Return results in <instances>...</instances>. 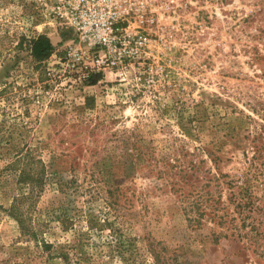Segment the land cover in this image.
Returning a JSON list of instances; mask_svg holds the SVG:
<instances>
[{"label": "rangeland", "instance_id": "rangeland-1", "mask_svg": "<svg viewBox=\"0 0 264 264\" xmlns=\"http://www.w3.org/2000/svg\"><path fill=\"white\" fill-rule=\"evenodd\" d=\"M150 3L142 57L87 74L0 0V264H264V0ZM41 166L20 233L5 209Z\"/></svg>", "mask_w": 264, "mask_h": 264}, {"label": "built area", "instance_id": "built-area-1", "mask_svg": "<svg viewBox=\"0 0 264 264\" xmlns=\"http://www.w3.org/2000/svg\"><path fill=\"white\" fill-rule=\"evenodd\" d=\"M46 24L72 35L64 46V60L83 73L118 71L142 57L158 17L152 0H33ZM97 54L90 56L91 51Z\"/></svg>", "mask_w": 264, "mask_h": 264}, {"label": "trees", "instance_id": "trees-1", "mask_svg": "<svg viewBox=\"0 0 264 264\" xmlns=\"http://www.w3.org/2000/svg\"><path fill=\"white\" fill-rule=\"evenodd\" d=\"M68 37V34H66ZM30 57L32 59V69L38 71L42 66L43 62L48 59L54 52V45L50 39L44 33L37 34L31 37L27 42ZM43 79H48V72L43 68L38 71ZM90 77V76H89ZM3 89L0 91V93ZM40 162V160H39ZM41 163V162H40ZM43 174V167L37 173L26 171L23 168L19 169V175L17 181L19 183L27 184L30 189L26 193H22L16 196L13 202L5 209L8 216H10L17 224L19 232L25 234L33 233V228L28 223L27 213L24 212L23 202L26 201L29 196L33 193L34 188H38L41 184V175ZM38 192V191H37Z\"/></svg>", "mask_w": 264, "mask_h": 264}]
</instances>
